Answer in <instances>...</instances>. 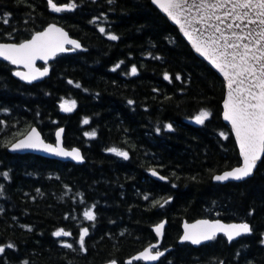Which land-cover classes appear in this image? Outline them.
<instances>
[{"label": "trees", "instance_id": "obj_1", "mask_svg": "<svg viewBox=\"0 0 264 264\" xmlns=\"http://www.w3.org/2000/svg\"><path fill=\"white\" fill-rule=\"evenodd\" d=\"M54 2L77 6L56 13L48 0H0V42L20 43L56 23L82 45L57 56L50 75L34 84L0 61V245H14L0 264H124L156 242L152 228L163 220L161 247L169 251L156 264H264V157L244 181L213 182L241 162L222 120L220 77L151 0ZM65 101L75 107L61 110ZM202 110L211 115L197 124ZM33 126L52 143L63 128L64 145L81 149L85 162L9 153ZM89 208L94 221L83 216ZM201 218L248 223L252 231L231 243L219 235L199 247L179 244L182 221ZM82 228L89 229L85 252ZM60 229L72 235L54 236Z\"/></svg>", "mask_w": 264, "mask_h": 264}, {"label": "snow or ice", "instance_id": "obj_2", "mask_svg": "<svg viewBox=\"0 0 264 264\" xmlns=\"http://www.w3.org/2000/svg\"><path fill=\"white\" fill-rule=\"evenodd\" d=\"M152 2L160 6L177 23H180L178 16L182 12L189 14L184 17V21L191 31L185 30L184 25L181 24L184 35L192 39L193 33L198 34L193 44L195 50L205 55L227 81L229 92L224 102V119L232 125L240 147L242 164L231 171H225L222 175H216L215 180L220 182L229 179L239 181L249 177L253 174L257 162L264 157V0H191V2L190 0H152ZM108 3L112 4L114 0H108ZM48 5L56 13L71 11L77 6L76 4L58 6L54 0H48ZM192 9H196L195 15L191 14ZM8 15L10 17V14ZM3 23L8 24L9 19H4ZM194 25H198V27H194ZM99 30L102 34L105 32L103 27ZM107 38L118 39L114 34L108 35ZM64 44H71L75 48L80 47L77 41L69 39L67 33L60 28L49 25L45 30L36 32L30 39L23 42L0 43V57L12 64L22 63L24 67L28 68V74L16 72L14 75L30 83L37 78V75L42 77L48 73L46 67L43 70L35 68V61L44 60L47 62L48 58L55 55L57 51H64ZM119 67L120 65L117 64L116 68ZM115 70L114 68L113 71ZM131 74H137L135 66L131 68ZM164 78L170 80L167 74ZM176 79L179 80L180 76L177 75ZM75 86L80 87L79 84ZM129 103L131 104L132 101ZM66 104H70V107L66 108ZM60 107L61 110L71 111L75 107V101H65ZM210 115L211 113L207 110H202L194 117V121L197 124H204ZM83 123L88 124V119H84ZM165 127L167 130H172L170 124ZM63 131V129L57 131L56 146H53L44 144L39 139V133L32 129L31 135L26 140L12 146L13 150L43 145L42 150L55 155L82 159L78 149L66 151L60 147V137ZM85 135L94 137L96 133L94 131L86 132ZM221 136H225V134L221 133ZM109 151L124 159L128 158L127 152L120 151L115 147ZM152 174L157 175L155 171ZM2 175L8 178L7 172ZM160 179L166 178L160 176ZM0 192H2V188H0ZM144 198L148 199L147 196ZM167 202L165 201V203ZM156 204L163 207L159 201H156ZM83 216L89 221L96 219L92 208L84 211ZM163 229L164 223H160L156 225L154 231L159 236L163 234ZM251 231L248 223L223 224L219 220H198L195 224L184 225L181 242L199 245L202 242L215 239L217 233H223L231 242L242 234H250ZM88 233V228L80 230L78 243L81 252L86 251L85 237ZM71 235L64 229L54 233L56 237ZM63 246L69 249L73 248L72 244ZM5 248L12 249L14 245L11 243L0 245V255L5 252ZM164 255L165 253L159 250L158 245L153 244L134 259L155 262ZM24 264H28V262L24 261ZM111 264H117V262L112 261Z\"/></svg>", "mask_w": 264, "mask_h": 264}, {"label": "water", "instance_id": "obj_3", "mask_svg": "<svg viewBox=\"0 0 264 264\" xmlns=\"http://www.w3.org/2000/svg\"><path fill=\"white\" fill-rule=\"evenodd\" d=\"M190 2H191V0H190ZM151 3H152V4H153V5H154V6H155L160 12H161L162 15H164V16L168 19V21H169L173 26H175V27L178 29V31H179L181 37L187 42V44L190 46V48L192 49V51L197 55V57L200 58V59H201L202 61H204L205 63H207V64L213 69V71H214V72L220 77V79L223 81V83H224V87H225V95H224V100H223V102H222V120H223V122L225 123V125H227V126L230 128V131H231V133H232V135H233V137H234V139H235V142H236V145H237V148H238V151H239L240 160H241L240 164L237 165V166H235V167L240 166V165L242 164V157H241V153H240V147H239V144H238V142H237V138H236V136H235V133L233 132V129H232V125H231V123H230L229 121H227V120L224 119V112H225L224 102H225V99H226L227 94H228V92H229V89H228V87H227V81L225 80L224 75H223V74H222V73H221V72H220V71H219V70L213 65V63H212L208 58H206L205 55H202L201 53H199V52H197V51L195 50L193 44H194V42H195V37H196L198 34H197V33H193V38H192V39H190L189 37H187V36L184 35V31H182V29H181V24L184 25V29H185V30L191 31V29L189 28V26H188V25L185 23V21H184V17L187 16V15H189L187 12H182V13L178 16V19H179L180 23H177V22L174 21L172 18H170L169 15H168V14H167V13H166V12L160 7V6H158L157 4H154V3L152 2V0H151ZM191 14H192V15H195V14H196V9H192V13H191ZM49 25H55L57 28H60L62 31H64L65 33H67L69 39H72V40L77 41V42L79 43L80 47L75 48V47H73L71 44H64V45H63L64 51H57V52L55 53V55H53V56H51L50 58H48L47 62H45L44 60H37V61H35V68H39V69L43 70V69L46 67V68L48 69V73H47V75L42 76V77L37 75V78L34 79V80H32L30 83H29L27 80H23V79H21L19 76L14 75V73H16V72H21V73H24V74H28V73H29V69H28V68L24 67V65H23L22 63H21V64H12L10 61H8V60H4L2 57H0V61H3V62H6V63H9L12 67L15 68V71L13 72V76H14L16 79H18L19 81L23 82V83L34 84V83L40 82L41 80L47 78V77L50 75V68H49L47 65L50 64L51 62H53L54 59H55L57 56L62 55V54L73 53V52H75V51H77V50H82V45H81V43H80L78 40H76V39H74L73 37H71V36L69 35V33H68V32H67L62 26H60L59 24H56V23H50V24H48L47 26H45V27H44L42 30H40V31L45 30ZM194 27H198V25H194ZM40 31H38V32H40ZM35 33H36V32H35ZM35 33H34V34H35ZM34 34H33V35H34ZM31 37H32V36H31ZM31 37H30V38H31ZM30 38H29V39H30ZM27 40H28V39H27ZM22 42H23V41H22ZM0 43H5V42H0ZM10 43H12V42H10ZM41 65H42L43 67H40ZM233 87H235V85H233ZM32 129H35V131H36L37 133H39V139L42 140V141L44 142V144H50V145L56 146V141H57L56 133H57L58 130L63 129V128H59V129L55 132V135H54V138H55V139H54V142L52 143V142H47V141L44 139V137H43L42 133L40 132V130L38 129V127L33 126V127H31V128L25 133V135H23L21 138L17 139L15 142H13V143L8 147V149H7L8 152H9V153H13V154H20V155H24V154H32V155L40 156V157H43V158H46V159H53V160L62 161V162H71V163H73V164H77V165H81V164H83V163L85 162V159H84V156H83V153H82L81 149H79L78 147L67 148V147L64 145V138H63V136H64V131L61 133V137H60V141H61V143H60V147H62V148L65 149L66 151H71V150L74 149V148H75V149H78L79 152H80V157H82V159H72L71 157H65V156H63V155H55V154H53V153H51V152H47V151L42 150V149H43V145H38L37 147H34V148H32V147H29V148L21 147V148H18V149L13 150V147H12V146H13L14 144L20 143L21 141L26 140V139L31 135V133H32ZM63 130H64V129H63ZM262 158H263V157H262ZM262 158H261V160H262ZM261 160L257 162V166H258V164L261 162ZM257 166H256V168H257ZM235 167H232V168L227 169V170H225V171H231V170H232L233 168H235ZM256 168L253 170V174H254ZM153 171H155V170L150 171V175H151L152 177H154V178H156L157 180H160V181H165V180H166V179L161 180V179H160V176H161V175H160L159 173H157L156 171H155V172L157 173V175H153V174H152ZM225 171H223V172H221V173H219V174H216V175H222ZM253 174L250 175L249 177L243 179V180H239V181H237V180L229 179V180H227V181H223V182L216 181L215 178H214L216 175H214V177H213V182H215V183L241 182V181H244V180H246V179L252 177ZM198 220H211V219L201 218V219H196V220L189 221V222H188L187 220H183L182 225H181V235H180V237H179V239H178V243H179V244L189 243V242H183V243L181 242V237H182V235H183V233H184V225H185V224H189V225H191V224H195L196 221H198ZM214 220H219V221H220L221 223H223V224L242 223V222H225V221H222V220H220V219H213V221H214ZM160 223H164V229L162 230V233H163L162 235H159V236H158L157 233L154 231V228L156 227V225L152 228V229H153V233H154V235H155V238H156V240H157V241H156L155 243H153V244L158 245V247L161 246V243H162V240H163V236H164V230H165V227H166V223H167V222H166V220H163V221H161ZM160 223H158V224H160ZM158 224H157V225H158ZM250 227H251V226H250ZM218 235H223V236L227 239V237H226L223 233H217L216 237H217ZM243 235H246V234H242L241 236H243ZM241 236L234 238L231 242L238 240ZM263 240H264V236H263ZM210 241H211V240H210ZM210 241L202 242V243L199 244V245H193V244H191V243H189V244H191L193 247H199V246H201V245H203V244L209 243ZM227 241L229 242L228 239H227ZM231 242H229V243H231ZM153 244H151V245H153ZM151 245L145 247V248L142 249L141 251H139V252L135 253L134 255H132L131 257L125 259L124 264H129V261H131V264H132L134 261H139V260L134 259V257L139 256V254H140L141 252H143L146 248H149ZM154 250H155V249H153V251H154ZM160 251H163V252L165 253V255H166V253L168 252V250H160ZM165 255H164V256H165ZM161 258H162V257H161ZM161 258H160V259H161ZM160 259H159V260H160ZM159 260L153 262V261H145V260L141 259L140 261H143V262L146 263V264H156ZM111 262H112V261H109V262H106V263H103V264H111ZM116 262H117V261H116ZM117 264H119V263L117 262ZM217 264H224V263H223V262H219V263H217Z\"/></svg>", "mask_w": 264, "mask_h": 264}, {"label": "flooded vegetation", "instance_id": "obj_4", "mask_svg": "<svg viewBox=\"0 0 264 264\" xmlns=\"http://www.w3.org/2000/svg\"><path fill=\"white\" fill-rule=\"evenodd\" d=\"M184 220H186V219H184ZM189 222V221H188ZM162 249H164V248H162L161 246L159 247V250H162ZM155 251V250H154Z\"/></svg>", "mask_w": 264, "mask_h": 264}, {"label": "rangeland", "instance_id": "obj_5", "mask_svg": "<svg viewBox=\"0 0 264 264\" xmlns=\"http://www.w3.org/2000/svg\"><path fill=\"white\" fill-rule=\"evenodd\" d=\"M69 102H71V101H69ZM66 106H67V107H70V104H66Z\"/></svg>", "mask_w": 264, "mask_h": 264}]
</instances>
